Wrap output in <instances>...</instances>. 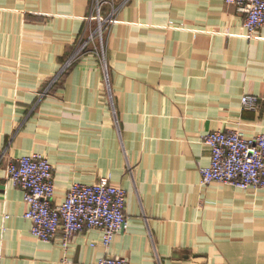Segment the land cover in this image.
Listing matches in <instances>:
<instances>
[{
  "label": "crops",
  "instance_id": "obj_1",
  "mask_svg": "<svg viewBox=\"0 0 264 264\" xmlns=\"http://www.w3.org/2000/svg\"><path fill=\"white\" fill-rule=\"evenodd\" d=\"M94 8L0 0V264H264V189L201 176L205 134L264 133V26L249 33L225 0H108L105 69L95 43L75 57ZM37 153L54 167V204L103 177L127 191V225L109 248L100 229L67 249L32 235L7 166Z\"/></svg>",
  "mask_w": 264,
  "mask_h": 264
},
{
  "label": "built area",
  "instance_id": "obj_2",
  "mask_svg": "<svg viewBox=\"0 0 264 264\" xmlns=\"http://www.w3.org/2000/svg\"><path fill=\"white\" fill-rule=\"evenodd\" d=\"M246 15L245 27L248 32L264 26V0H225ZM108 0H95L93 14L87 18L97 23L96 28L88 27V37L76 49L75 57L81 55L94 43L99 49L104 68L107 69L104 34L115 22L116 9L104 13ZM100 40V46L96 43ZM74 58L64 66L67 69ZM243 106L255 109L259 97L246 95ZM211 149V161L201 170L202 184L220 182L239 189H264V133L248 136L236 130H216L203 136ZM7 172L9 179L20 186L28 204L25 218L32 222L31 232L37 239L51 242L61 238L67 249L74 235L86 229L103 231L102 244L109 248L116 234L125 229L127 191L103 177L92 184L73 183L59 204H54L56 193L54 167L42 154H32L12 159ZM97 264H130L123 257L105 255Z\"/></svg>",
  "mask_w": 264,
  "mask_h": 264
},
{
  "label": "rangeland",
  "instance_id": "obj_3",
  "mask_svg": "<svg viewBox=\"0 0 264 264\" xmlns=\"http://www.w3.org/2000/svg\"><path fill=\"white\" fill-rule=\"evenodd\" d=\"M104 12H105V11H104ZM91 26H92V28L94 29V28H96L97 23H96V22H93V24H92ZM96 43L100 46V40L97 41Z\"/></svg>",
  "mask_w": 264,
  "mask_h": 264
}]
</instances>
